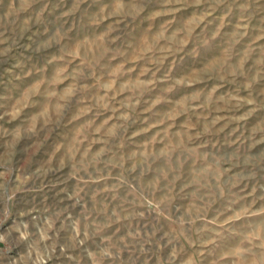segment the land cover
Here are the masks:
<instances>
[{
    "label": "rangeland",
    "instance_id": "374dc122",
    "mask_svg": "<svg viewBox=\"0 0 264 264\" xmlns=\"http://www.w3.org/2000/svg\"><path fill=\"white\" fill-rule=\"evenodd\" d=\"M0 264H264V0H0Z\"/></svg>",
    "mask_w": 264,
    "mask_h": 264
}]
</instances>
